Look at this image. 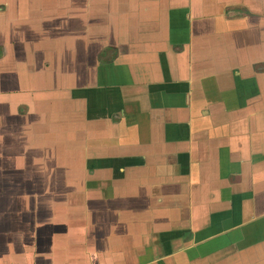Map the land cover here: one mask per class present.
Segmentation results:
<instances>
[{
    "label": "crops",
    "instance_id": "0c3cea01",
    "mask_svg": "<svg viewBox=\"0 0 264 264\" xmlns=\"http://www.w3.org/2000/svg\"><path fill=\"white\" fill-rule=\"evenodd\" d=\"M0 264H264V0H0Z\"/></svg>",
    "mask_w": 264,
    "mask_h": 264
}]
</instances>
